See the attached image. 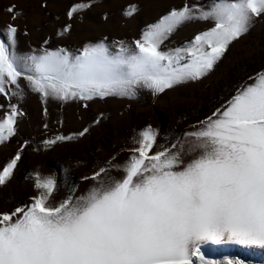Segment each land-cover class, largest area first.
Here are the masks:
<instances>
[{
    "label": "snow or ice",
    "instance_id": "1",
    "mask_svg": "<svg viewBox=\"0 0 264 264\" xmlns=\"http://www.w3.org/2000/svg\"><path fill=\"white\" fill-rule=\"evenodd\" d=\"M98 2L71 3L68 20ZM5 11L12 21L22 17L14 4ZM137 11L130 5L123 15ZM258 18L264 0H205L170 7L130 41L105 36L79 48L52 47L49 36L26 50L19 35L28 31L8 22L0 29V145L17 135L28 94L43 105L44 137L34 150H52L101 120L78 132H53L50 102L87 109L97 100H134L141 92L160 98L200 82ZM194 21L210 26L174 45L172 36ZM72 27L65 23L55 36L70 35ZM56 123L63 127V120ZM158 135L152 125L142 127L127 158L83 176L90 183L79 195L72 186L57 198V176L31 172L34 194L0 209V264H252L240 252H264V71L238 83L171 142L158 144ZM28 144L0 165V186L11 181Z\"/></svg>",
    "mask_w": 264,
    "mask_h": 264
},
{
    "label": "rangeland",
    "instance_id": "2",
    "mask_svg": "<svg viewBox=\"0 0 264 264\" xmlns=\"http://www.w3.org/2000/svg\"><path fill=\"white\" fill-rule=\"evenodd\" d=\"M73 2L82 0H0V29L8 22L19 25L22 30L26 29L29 33L27 36L22 33L19 35V46L23 50L29 45L39 46L43 38L49 36L52 47L79 48L85 41H96L105 36L109 41H130L138 38L146 24L157 20L170 7L182 6L184 3L203 4L205 0H99L82 16L69 21L66 11ZM13 4L22 12V17L15 21L5 11ZM130 5H135L138 11L131 17H125L123 13ZM105 15L107 19H104ZM65 23L73 25L71 34L64 38L56 37V30ZM209 26L203 21L188 23L172 36V43L177 46L183 44ZM259 71H264V18H258L250 31L230 46L206 78L167 91L160 98L141 92L134 100L108 98L89 102L87 109L76 102L63 106L50 102L48 122L53 132L67 134L81 131L97 117H100L101 122L93 125L84 137L48 151L34 150L44 137L43 105L37 95H26L20 104L25 115L19 119L17 135L0 145L2 165L14 154L20 143L25 139L29 141L11 181L6 186H0V209L27 201L34 194L29 178L34 170L57 176L59 192L54 193L57 198L67 195L72 186L77 187V195L82 194L90 183L82 177L91 175L93 170L107 166L109 162L122 163L128 155L125 149L132 146L131 138L142 127L152 125L159 133L157 143L167 144L175 135L182 134L189 125L203 119L214 107L230 98L238 83ZM0 103L4 101L0 99ZM57 119L63 120V127L56 123ZM58 165L66 168L67 172ZM113 174H116L115 171ZM250 252H247V257L255 258ZM242 256L240 254V258ZM254 264H264V261Z\"/></svg>",
    "mask_w": 264,
    "mask_h": 264
},
{
    "label": "bare ground",
    "instance_id": "3",
    "mask_svg": "<svg viewBox=\"0 0 264 264\" xmlns=\"http://www.w3.org/2000/svg\"><path fill=\"white\" fill-rule=\"evenodd\" d=\"M252 253L255 255V258L247 257V255H248L247 252H240V254L243 255L242 258L246 259V260H250L252 262V264L264 261V259L262 258V254H264V253L261 250H252L250 252V255ZM257 255H259V256L257 257Z\"/></svg>",
    "mask_w": 264,
    "mask_h": 264
}]
</instances>
